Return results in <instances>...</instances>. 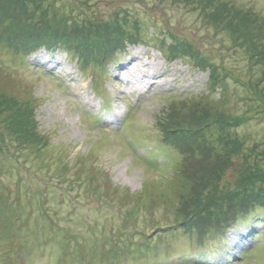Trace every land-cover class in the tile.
<instances>
[{"label":"rangeland","instance_id":"rangeland-1","mask_svg":"<svg viewBox=\"0 0 264 264\" xmlns=\"http://www.w3.org/2000/svg\"><path fill=\"white\" fill-rule=\"evenodd\" d=\"M15 36L4 133L33 109L52 139L4 174L0 264H264V0H0Z\"/></svg>","mask_w":264,"mask_h":264},{"label":"trees","instance_id":"trees-1","mask_svg":"<svg viewBox=\"0 0 264 264\" xmlns=\"http://www.w3.org/2000/svg\"><path fill=\"white\" fill-rule=\"evenodd\" d=\"M126 22L128 24L132 25V27L131 26L129 27L130 31L132 30V32H137V34L140 33V35L142 36V31H144V27H143L142 23H140V21L129 22L128 20H126ZM135 23L137 24L136 27L133 26ZM128 24H126V25H128ZM157 39H158L157 45H159V46H164L166 44L165 43L166 41H171L172 45L177 44V41L174 39V34L171 31L165 29V27H163V26L159 27V31L157 32ZM169 44H171V43H169ZM0 45H2V47H5L8 51H11V53L14 54L15 56H17L22 63H26L30 54L34 53V48H32L34 45L33 41L26 42V41L22 40L19 36L18 37L15 36L13 38H7V37L0 38ZM166 46L169 47L168 43L166 44ZM118 51L122 52L123 47L119 48ZM3 54L4 53L0 52V55H3ZM171 56H172V54H171ZM171 56L170 55L168 56L169 59H171ZM80 60L84 61L83 59H80ZM85 61H86V64H85L86 67L87 66L89 67L90 64L93 62L92 60H87V59ZM97 70H98L96 73L97 77L101 78L103 73H105L106 65L102 64L101 66H99L97 68ZM213 85H216V83L214 81H213ZM11 109H14L16 111V113H18V111H17L18 109L16 108V105H13V106L9 105L5 100H1V96H0V150H4V152L0 151V159L2 156H4L6 154L5 152L8 153V154H6L4 160L0 161L1 164L2 163L4 164L2 166V168L0 167V170H1L0 171V203H2L4 201V198L6 197L4 192L8 193V191L10 190L8 188L9 185L5 184L3 182L4 174L7 173L8 175H10L12 172L15 173L16 169L18 168L17 165L22 164V162L24 161L23 159H25L24 154L19 150V149H21L20 146H23V147L31 150L32 153H34V152L36 153V151H38L40 149L44 150L45 145H47V143L50 141V139H52L48 133L42 132V130H39L38 136H36V138L34 140L30 139V141H26V137L28 136V134H30L31 132L36 130L38 128V126L35 124L36 120L34 119V110L33 109H31V110L25 109V111H26L25 114L19 109L20 113H19V117L17 118L19 121L16 123V125H18V129L22 132H17L14 135V138L16 136L19 138L18 143H20V146H19V148L12 146V145H14V143H10V138L6 135L7 133H4V131H6L5 129H7L8 126L10 125L9 121L13 120V122H14L16 120L15 119L16 115L14 118L10 117L11 114H13V111ZM31 114H33L32 119H31ZM6 115H10V116L6 117ZM49 149H50V147L47 148V151H49ZM85 160H86V158L83 159V165H84V163H85V165L87 164V162ZM1 164H0V166H1ZM48 167H50V166H48ZM4 203L6 204V201H4ZM58 227H60V226L58 225ZM65 236L66 237L67 236H73V234H71L69 232ZM215 237H219L220 240H224V236H221V235L216 236L215 235ZM220 242H222V241H220ZM194 243H195V241L190 242L191 245ZM204 246L210 247V243L206 244ZM146 247L151 248L149 245H147ZM203 254H204L203 256H205L206 254H209V256H212V252L209 253V250L204 251ZM204 260H208V259L205 258ZM205 262H207V261H205ZM208 263H209V261H208ZM13 264H16V263L13 261ZM202 264H206V263H202Z\"/></svg>","mask_w":264,"mask_h":264},{"label":"bare ground","instance_id":"bare-ground-1","mask_svg":"<svg viewBox=\"0 0 264 264\" xmlns=\"http://www.w3.org/2000/svg\"><path fill=\"white\" fill-rule=\"evenodd\" d=\"M134 61V58L131 60H128L124 63V66H122V70L126 71L128 69L129 64H131ZM145 64H142V67H145ZM154 74H149L148 71H146L145 68H141L139 76H134L131 78V80L128 81L127 78H122V80L126 83H131V85L141 89V86L147 87V85L151 84L153 82Z\"/></svg>","mask_w":264,"mask_h":264}]
</instances>
